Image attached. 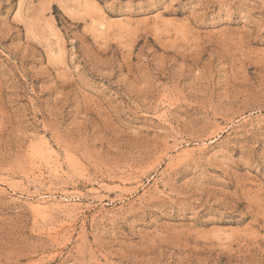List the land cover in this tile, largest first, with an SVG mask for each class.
Instances as JSON below:
<instances>
[{
	"label": "rangeland",
	"instance_id": "1",
	"mask_svg": "<svg viewBox=\"0 0 264 264\" xmlns=\"http://www.w3.org/2000/svg\"><path fill=\"white\" fill-rule=\"evenodd\" d=\"M77 1L0 0V264H264V0Z\"/></svg>",
	"mask_w": 264,
	"mask_h": 264
},
{
	"label": "bare ground",
	"instance_id": "2",
	"mask_svg": "<svg viewBox=\"0 0 264 264\" xmlns=\"http://www.w3.org/2000/svg\"><path fill=\"white\" fill-rule=\"evenodd\" d=\"M78 1H79V0H78ZM78 1H77V2H78ZM82 2H83V1H82ZM82 2H81V3H82ZM77 4H78V3H77ZM105 22H106V21H105ZM47 145H48V144H47ZM52 149H53V148H52ZM50 151H51V150H50ZM185 151H186V150H185ZM51 153H52V152H51ZM53 157H54V155H53ZM56 157H57V156H56ZM180 157H183V156H180ZM56 159H57V158H56ZM53 160H55V158H53ZM53 160H51V161H53ZM46 161H47V160H46ZM55 162H56V160H55ZM55 162H54V163H55ZM61 162H63V161H61ZM61 162H60V163H61ZM54 163L51 162V164H54ZM59 167H60V165L57 166V168H59ZM63 167H64V166H63ZM63 167H62V168H63ZM52 168H53V167H52ZM57 168H55L54 172H55V171L57 172V170H56ZM59 169H61V168H59ZM63 169H64V168H63ZM63 169H62V170H63ZM40 170H41V169H40ZM60 171H61V170H60ZM63 171H64V170H63ZM56 172H55V173H56ZM35 178H36V177H35ZM36 179H37V178H36ZM41 181H42V180H41ZM49 185H50V183H49ZM74 192H75V191H74ZM39 194H40V193H39ZM41 194H42V193H41ZM54 194H55V193H54ZM49 195H51V194H49ZM42 196H44V195H42ZM48 197H49V196H48ZM50 197H51V196H50ZM51 200H52V199H51ZM51 200H50V201H51ZM62 200H63V199H62ZM68 200H69L68 203H70L71 200H70L69 198H68ZM68 200H67V201H68ZM54 201H55V200H54ZM63 201H64V200H63ZM46 202H47L46 198H43V197H41V200H39L38 203L36 202V204H38V205H37V208H39V211H41V210H42V211L45 210V207H46L45 204L49 207V205H48ZM55 202H56V201H55ZM63 203H64V202H63ZM66 204H67V202H66ZM35 206H36V205H35ZM37 208H35V209H37ZM49 208H51V207H49ZM37 211H38V210H37ZM44 212H45V211H44Z\"/></svg>",
	"mask_w": 264,
	"mask_h": 264
}]
</instances>
